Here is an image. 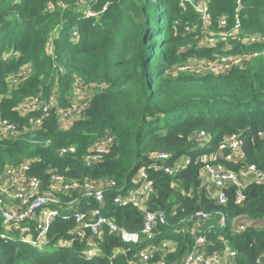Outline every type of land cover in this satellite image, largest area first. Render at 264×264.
<instances>
[{"label": "trees", "instance_id": "1", "mask_svg": "<svg viewBox=\"0 0 264 264\" xmlns=\"http://www.w3.org/2000/svg\"><path fill=\"white\" fill-rule=\"evenodd\" d=\"M196 1L208 6L209 32L223 30L219 26L222 17L227 18V28L233 25L235 0ZM180 2L0 0V118L8 119L20 132L15 139L0 141V173L7 166L34 160L29 175L44 185L49 183L48 172L55 170L69 180L103 185L112 181L116 187L111 191L123 192L134 186L138 168L151 165L152 154H167L166 165L181 157L190 159L173 175L148 170L156 195L146 207L163 212L166 218L165 224L154 229L153 241H140L129 252L111 257L115 249L125 246L116 235L105 232L97 240L101 254L84 259L86 246L78 240L58 251L0 238L1 264H128L137 250L149 244L157 249L164 241L176 244L175 251L166 254V264H180L194 237L175 233L174 228L182 227L181 220L197 211L211 215L201 227L207 253L227 244L236 251L234 264H255L258 258L264 264V184L248 187L242 205L229 201L221 206L201 186V167L195 163L197 156L215 151L224 136L237 134L243 141L244 157L223 163L231 170L245 164L264 170V138L257 135L264 134V42L247 44L236 38L204 45L206 32L198 15L190 6L181 8ZM86 7L97 16L87 18ZM238 18L242 33L264 35V0H241ZM186 26L191 30L186 32ZM48 41L50 53L46 52ZM248 52L258 56L225 74L175 72L189 60H218ZM22 68L27 72L12 83ZM75 79L92 96L83 115L69 125H60L51 115L39 128H32L30 116L16 112L21 101L39 94L57 96L60 106H68ZM200 131L209 136L206 147L194 141ZM108 135L114 137L109 153L101 162L85 166L82 156ZM69 147L74 148L73 154H59ZM111 197L106 192L103 216L119 228L139 232L142 213L112 205ZM94 207L91 203L84 209ZM216 213L225 215L223 227L217 225ZM238 217L252 222L241 233L234 232ZM1 223L0 218V235ZM73 228L72 220H56L49 235L52 239L67 236Z\"/></svg>", "mask_w": 264, "mask_h": 264}, {"label": "built area", "instance_id": "2", "mask_svg": "<svg viewBox=\"0 0 264 264\" xmlns=\"http://www.w3.org/2000/svg\"><path fill=\"white\" fill-rule=\"evenodd\" d=\"M235 1L237 7L233 25L227 28V18L222 17L219 26L223 30L218 32H209L208 30L211 20L205 2L181 0L179 6L181 8L190 6L198 15L206 32L202 40L204 45L214 46L219 41L236 38H240L247 44L264 42V35L241 32V23L238 18L241 0ZM84 15L87 18L97 16L88 7L84 8ZM190 30L191 27H185L186 32ZM75 35L73 34V36ZM46 46L51 50L50 41ZM257 56L258 53L248 52L241 55L224 56L218 60L193 59L177 66L175 72L195 76L225 74L233 69L243 68ZM26 72L27 70L23 69L17 73L12 83H17L18 79ZM72 95V102L66 107L60 106L58 97L54 95L44 97L39 94L29 97L17 105L16 112L21 117L30 116L29 123L32 128H39L43 121L51 115L57 118L60 125L66 126L83 115L92 96L88 92L87 86L78 79L73 82ZM19 135L20 132L16 125L8 119L0 118V141L15 139ZM257 135L264 138L262 132H258ZM194 141L199 146L206 147L209 144V136L200 131L195 134ZM113 142L114 137L108 135L89 147L82 156L84 165L93 166L101 162L109 153ZM242 144V138L237 134L224 136L215 151L199 155L195 159V163L200 165L202 173L206 174V178L201 175V186L206 187L209 198L218 205L224 206L231 201L240 206L246 199L245 191L248 187L264 184V170L255 165L245 164L236 170H231L223 163V161L230 163L241 160L244 157L241 149ZM74 151L73 147H69L61 149L59 154H73ZM167 159L168 155L165 153L150 155L151 165L138 168L132 179L134 186L123 192L118 189L111 191L116 187L112 181L103 185L89 180H69L55 170L48 172L49 183L44 185L37 177L29 175L30 166L34 160H25L19 166H7L0 173V218L3 231L0 238L18 239L25 245L36 249L51 248L58 251L70 248L78 240L84 242L86 246L82 251L84 259L95 258L101 254L97 240H100L105 232L116 235L125 246L122 250L115 249L111 257L129 252L132 246L137 245L140 241L151 242L154 239V229L159 224H165L166 218L163 212L150 211L146 207L149 200L156 195L154 181L150 178L148 170L152 168L173 175L190 162V159L181 157L173 165H166L164 161ZM106 192L112 194L110 199L112 205L120 208L132 207L142 213L143 223L139 232H129L119 228L109 217L103 216L102 209L105 205ZM80 202L84 203L83 208ZM91 203L95 205L94 208L84 209ZM172 214L175 215L176 211L174 210ZM216 215L218 216L217 225L223 227L225 215L222 213H216ZM210 218L209 213L197 211L191 217L181 220L182 227L174 228L175 233L183 231L194 237L191 249L185 253L180 264H234L236 251L227 244H223L221 249L216 252L207 253L203 249L207 239L202 233L201 227ZM56 220H72L74 228L67 232V236L60 235L52 239L49 234L52 223ZM234 222V232L236 233H241L252 225V222L245 217H238ZM86 232L88 233L86 234ZM175 249L176 244L173 242H161L157 249L149 244L134 252L128 264H166V254L173 253ZM155 250L159 254L158 256H155ZM255 264H263L261 258H258Z\"/></svg>", "mask_w": 264, "mask_h": 264}, {"label": "rangeland", "instance_id": "3", "mask_svg": "<svg viewBox=\"0 0 264 264\" xmlns=\"http://www.w3.org/2000/svg\"><path fill=\"white\" fill-rule=\"evenodd\" d=\"M47 50V53H50V48H48V49H46ZM22 69H26V68H22ZM202 176L204 177V178H206V174H204V173H202ZM51 248H47L46 250H50Z\"/></svg>", "mask_w": 264, "mask_h": 264}]
</instances>
